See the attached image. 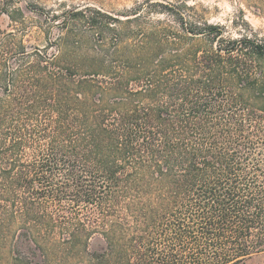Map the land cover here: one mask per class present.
<instances>
[{
	"label": "trees",
	"instance_id": "trees-1",
	"mask_svg": "<svg viewBox=\"0 0 264 264\" xmlns=\"http://www.w3.org/2000/svg\"><path fill=\"white\" fill-rule=\"evenodd\" d=\"M167 9L173 22L72 10L57 54L36 52L18 74L0 28V89H19L27 111V126L4 129L13 102L0 101V261L13 227L50 228L29 223L35 201L63 197L113 218L101 227L114 264L264 256V40ZM1 14L12 18L8 0ZM56 169L70 190H36ZM32 259L20 261L45 262Z\"/></svg>",
	"mask_w": 264,
	"mask_h": 264
},
{
	"label": "rangeland",
	"instance_id": "rangeland-1",
	"mask_svg": "<svg viewBox=\"0 0 264 264\" xmlns=\"http://www.w3.org/2000/svg\"><path fill=\"white\" fill-rule=\"evenodd\" d=\"M8 3L12 18L1 14L0 28L4 32L3 38L17 46L9 58L13 74L24 70L38 51L47 50L51 55L57 54L64 14L76 9H98L115 17H123L134 11L144 12V22H149L158 18L168 20L169 17L162 15V12L173 8L191 22L208 21L222 25L228 36L235 38L249 33L264 40V0H8ZM189 7L193 9L189 10ZM169 22L173 20L169 19ZM172 24L176 26V23ZM86 28L85 24L81 25L83 32L90 36ZM22 51H25V55ZM25 99L19 89L11 93L0 89V101L13 102L12 108L2 116L3 122L10 124L4 129L27 126V111L21 105ZM34 158L27 148L23 151L21 159L26 165L27 160L33 161ZM64 172L56 169L50 183L38 185L36 190L51 193L67 190L71 185L64 180ZM35 203L41 214L30 219L29 223L50 225V228L30 231V227H13L8 233L11 244L3 253L0 264H25L20 261L25 257L34 258L32 262L44 258L43 264H114L109 262L110 251L105 245L101 227L113 221L112 217L101 216L93 205L76 203L64 197L61 200L42 198ZM19 206L20 202H17L16 210ZM78 221L86 225L85 232H81V227L80 230L72 227ZM17 237L23 242L18 241L12 249V242ZM33 239L40 242V248L30 245L29 241ZM15 257L20 259H13ZM247 264H264V256H255Z\"/></svg>",
	"mask_w": 264,
	"mask_h": 264
}]
</instances>
